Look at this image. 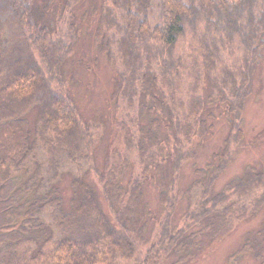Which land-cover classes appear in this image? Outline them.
<instances>
[{
	"label": "trees",
	"instance_id": "1",
	"mask_svg": "<svg viewBox=\"0 0 264 264\" xmlns=\"http://www.w3.org/2000/svg\"><path fill=\"white\" fill-rule=\"evenodd\" d=\"M38 1L43 10L37 8ZM54 1L0 0V264H121L136 257V264H162L172 254L179 255L173 264H187L199 255L206 240L223 235L236 221L257 215L264 207V169L248 166L215 194L213 186L233 159V145L240 144L244 134L243 112L264 46V0H112L105 6L96 44L116 69L113 99L121 97L134 107L142 95L147 101L140 103L142 117L149 118L142 123V118L129 117L132 123L124 122L121 135L123 150L106 154L104 172L92 167L112 218L83 175L72 181L67 210L56 181L63 157L77 163L93 161L96 135L65 86L63 68L71 42L52 38L45 11ZM78 1L68 0V5ZM155 7L159 21L152 26ZM185 38L189 50L177 56ZM235 44L242 47V56L228 65L222 53H235ZM116 53L124 58V70L118 67ZM184 56L193 61L190 69ZM221 70L222 79L218 78ZM205 74L211 97L228 105L230 133L208 165L195 170L199 178L181 191L180 170L194 158L196 136L207 132L206 100L200 93ZM187 77L194 79L190 90L198 96L193 93L183 101L181 111L170 112L171 125L167 122L165 131L157 115L165 110L157 92L176 96ZM171 102L176 104L173 98ZM32 110L36 111L34 130L28 119ZM39 146L49 155L47 168L37 156ZM132 150H137L144 174L124 184ZM169 156L175 170L170 181L165 172ZM149 174L162 188L164 212L159 231L142 253L147 243L143 188ZM195 187L200 189L195 205L191 203L183 224L174 228L178 205ZM48 210L52 222L42 217ZM249 244L239 252L248 250ZM257 257L261 258L259 252Z\"/></svg>",
	"mask_w": 264,
	"mask_h": 264
},
{
	"label": "rangeland",
	"instance_id": "2",
	"mask_svg": "<svg viewBox=\"0 0 264 264\" xmlns=\"http://www.w3.org/2000/svg\"><path fill=\"white\" fill-rule=\"evenodd\" d=\"M111 1L79 0L69 6L68 0H55L50 11L45 12L47 13L46 22L51 26L52 38L62 37L64 40L71 42V52L63 68L65 86L74 103L80 109L84 121L94 127L96 135L93 161L83 159L77 163L66 156L62 158L60 176L56 181L62 189L64 207L66 210L70 209V199L73 195L72 181L75 176L81 174L93 185L105 211L112 218L96 171L104 172L107 153L114 154L117 150L119 152L123 150L122 146L124 144L121 135L124 130V122L129 125L132 123L129 117H139L142 118V123H146L149 118L148 116L142 117L140 103H147L145 98L141 97L142 95L139 94L134 107L128 106L126 100L121 97L113 99L117 80L116 69L113 66L114 63L110 61L109 55L96 44L98 25L105 12V6L111 4ZM158 1L154 0V2ZM36 6L38 9H42L43 3L38 1ZM116 12H118L121 24H124L123 10L119 9ZM158 12V7H155L154 14L151 17L152 26L159 21ZM186 40L188 39L185 38L181 42L180 47L182 49L178 48L176 51L177 56L183 53L184 49L189 50V42ZM239 46L240 44H235V53L223 51L222 61L228 65L238 61V57L242 56V47L239 48ZM116 55L119 57V69L124 70L122 63L124 58H121L119 53H116ZM153 55H155V52H153ZM184 58L190 69L192 59L188 56H184ZM154 68L158 70L156 61ZM186 72L188 73V69ZM224 74V70H221L218 78H221ZM192 80L194 79L187 77L176 96H172L165 91L164 95L159 91L157 92L159 99L163 101V109H165L163 115H160L161 113L157 115L162 120V127L165 131L167 122L171 125L169 121L170 112L176 114V111H181L183 101H188L193 93L198 96V93L190 90ZM211 91L210 79L205 74L202 77L200 93L206 100L203 118L207 122V132L203 136H196L192 147L194 158L185 162L180 170L178 187L181 191H187L193 182L199 178H197L195 170L205 168L208 165L213 154L225 146L230 133V125L226 116L228 105L216 99V96L211 97ZM171 98L176 100V104L171 102ZM150 104H153V102H150ZM35 116V110L30 111L28 114L33 130ZM243 119L244 134L241 137L242 141L240 144L234 143L235 145L232 147V149H235L233 159L214 184L213 194L222 191L232 179L243 175L248 166H253L259 171L264 169V46L261 48L260 59L254 75L253 91L246 101ZM169 154H172L171 149H169ZM129 155L132 165L123 179L124 184H127L136 175L143 173L137 150L130 151ZM37 156L47 168L49 155L42 146H39ZM165 165L166 177L170 181L175 174L170 156L167 157ZM152 174L155 175V170ZM44 175L48 176L45 170ZM146 178L143 190L147 206V243L142 246V253L146 252L159 231L160 219L164 212L159 197L162 191L159 182L152 179L150 174L146 175ZM199 192L200 189L195 187L189 195L186 194L178 205L172 220L174 228H178L183 224L185 215L191 203L195 205L200 195ZM42 217L48 222H52L50 210L45 211ZM197 228L199 229L200 226ZM246 243H250L251 247L248 250L239 252ZM258 252L261 254L260 259L257 257ZM178 258V254H172L162 264H173ZM137 261L138 257L130 261H123L121 264H136ZM262 261H264V207L257 215L236 221L234 226L223 235L206 240V244L200 249L199 255L187 264H260Z\"/></svg>",
	"mask_w": 264,
	"mask_h": 264
}]
</instances>
